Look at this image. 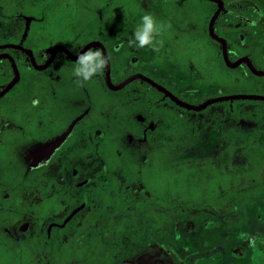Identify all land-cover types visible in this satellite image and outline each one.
<instances>
[{"label":"flooded vegetation","instance_id":"1","mask_svg":"<svg viewBox=\"0 0 264 264\" xmlns=\"http://www.w3.org/2000/svg\"><path fill=\"white\" fill-rule=\"evenodd\" d=\"M95 1L87 0L82 11H93L92 5L99 6ZM131 2L112 1L118 23L101 21L96 9L95 23L51 24L45 37L55 43H43L40 63L33 56L43 65L56 46L77 56L90 44L85 52L100 51L103 70L85 81L74 71L78 59L58 50L45 68L25 74L28 87L11 93L18 71V80L0 97V264H264V234L253 232L260 216L238 210L227 165L235 139L210 167L178 158L206 129L227 144L212 128L215 110L192 116L175 107L199 112L211 104L197 111L183 108L140 78L110 87L140 74L168 90L158 81L187 83L189 68L205 52L199 36L188 40L189 29L197 28L190 27L188 0L145 4L158 28L154 46L130 44L145 15ZM219 48L221 53L220 43ZM4 49H18L0 48L14 60ZM13 77L12 70L8 82ZM135 80L162 96L144 86L126 88ZM175 188L183 197L179 211L173 210Z\"/></svg>","mask_w":264,"mask_h":264},{"label":"trees","instance_id":"2","mask_svg":"<svg viewBox=\"0 0 264 264\" xmlns=\"http://www.w3.org/2000/svg\"><path fill=\"white\" fill-rule=\"evenodd\" d=\"M94 0H92L93 2ZM99 6L92 5L93 11L83 10L80 12L79 23H95L97 20L110 23L120 22V15L111 11L113 0H96ZM135 5L140 6L142 14H150L149 7L146 6L151 0H129ZM154 1V0H152ZM189 5L194 7L201 14L199 20L189 17V23L197 24L195 30L189 29L188 40L191 41L195 36H199L203 41L205 52L199 56V60L194 61L195 68H189V78L187 83H174L171 80L158 81L168 90L176 95L180 100L189 104L199 105L208 98L229 95V94H259L264 95V76H255L250 73L245 64H240L236 68H227L222 60L219 43L213 40L207 32L208 21L213 14L216 5L208 0H188ZM226 11L220 12L213 23V31L219 37L223 38L227 44V55L230 61H234L242 56H247L252 65L259 70H264V60L262 52L264 51V3L261 0H222ZM131 2V3H132ZM133 3V4H134ZM8 5V6H7ZM5 6V11L0 14V26L11 23L12 29L9 34L0 33V44L21 43L24 47L30 49L37 63H40V49L44 42L55 43V38L46 36L51 24L58 22L61 14L64 12V20L69 22L70 7H64L60 0H10ZM96 9L100 13L96 14ZM141 20V19H140ZM196 20L197 22H194ZM127 22V21H124ZM137 22V21H135ZM251 39V42H248ZM15 60L20 80L12 87L11 93H18L17 90L28 87L26 75L28 73H37L28 61L25 60L24 53L4 49ZM199 72V75L197 73ZM26 74V75H25ZM128 74V73H127ZM126 74V75H127ZM125 75V76H126ZM12 77V70L6 59L0 60V88L5 85ZM123 78H120V80ZM206 85L210 89L205 92H197L195 89L201 85ZM212 84V85H211ZM144 86L155 92L157 98L162 93L153 89L150 85L135 80L128 84L126 88ZM164 102L171 104L168 98ZM176 108L194 114H207L215 110L213 116L212 128L221 137L229 142H238L231 129L240 130L242 127H234V122L240 120L247 121L255 114L257 117L264 118V101L261 100H233L221 101L207 106L199 112L187 111L177 106ZM236 133V132H235ZM252 135L249 138L252 139ZM246 140V139H245ZM242 139V142H246ZM191 164V163H190ZM197 166V165H195ZM223 168V165L220 166Z\"/></svg>","mask_w":264,"mask_h":264},{"label":"rangeland","instance_id":"3","mask_svg":"<svg viewBox=\"0 0 264 264\" xmlns=\"http://www.w3.org/2000/svg\"><path fill=\"white\" fill-rule=\"evenodd\" d=\"M10 0H0V14H2L5 11V6L9 3ZM86 1L87 0H60V4L64 7H70L71 14L69 22L64 20V12L62 13V19L58 22L61 24L68 23H79V16L80 12H82L83 8H86ZM264 2V0H261ZM8 6V5H7ZM127 8V6H125ZM128 10L132 11V8H128ZM187 17H194L195 19L199 20L201 18V14L199 15V11L195 9L192 6H187ZM194 22H197L194 20ZM196 24L191 23L190 27H195ZM12 29L11 23H6L4 26H0V33L2 35L9 34ZM64 29V28H63ZM252 40L249 39L248 42H251ZM175 53L177 55H181V48H177ZM263 60H264V51L262 52ZM178 77V76H176ZM190 79V78H189ZM175 81V80H174ZM177 81V80H176ZM212 85V84H211ZM210 88L206 85H201L199 87H196L197 92H205L209 90ZM192 116L197 114L190 113ZM189 116L191 117V115ZM209 114V113H208ZM204 116V115H203ZM200 121L198 119L195 120ZM238 127H242L243 129L235 131V138L238 142L235 143L232 147L234 149L232 150V155L229 158V164H227L229 167H231L230 172L233 171V177H231V181L235 182L236 189L238 193V200L241 202V207L238 210H242V214H246L249 217H256L257 213L260 216V220L258 223L253 224V232L254 233H261L264 234V118L257 117L255 114H252L248 120L246 121H239ZM236 127V126H235ZM195 128V127H194ZM252 135L254 137L249 138V136ZM194 142L186 145L184 149L182 150L183 154L180 156L178 155V158L180 159H186L189 158L190 160L199 161L201 164L204 163L206 165L204 167H210L211 161L214 159L216 160L223 151H227L228 148L225 146L223 138L216 139V136L214 133L209 132L208 129L204 130L202 133H200L198 136H194ZM242 139H246V142H242ZM188 143V142H187ZM139 145V144H138ZM142 148H144L142 145H140ZM159 160V159H158ZM155 160V166L161 167L160 161ZM154 166V167H155ZM191 170H194L195 172V178H201V174H196L198 167L195 166V164L189 165ZM188 171L187 169H185ZM176 173V179L180 180L179 175L180 173L178 171ZM176 183V182H175ZM230 182L226 183L225 186L226 189H228V184ZM191 184V183H187ZM180 188H175L173 191V200H174V207L173 210L180 209L179 203H181V200H183V197L181 196V193L179 192ZM199 189V188H198ZM200 192V189H199ZM188 199L193 201V198H190V194L188 195ZM199 199H206V196L204 197L199 193ZM180 201V202H179ZM252 202L251 205L248 207L246 206L247 203ZM244 206V207H243ZM193 208L196 211H207L209 208L206 206L203 209L198 208L196 205H193ZM194 238L196 237L193 236ZM257 263L261 262V256H258ZM256 263V262H255Z\"/></svg>","mask_w":264,"mask_h":264},{"label":"water","instance_id":"4","mask_svg":"<svg viewBox=\"0 0 264 264\" xmlns=\"http://www.w3.org/2000/svg\"><path fill=\"white\" fill-rule=\"evenodd\" d=\"M211 2H214L216 4V9L213 12L212 16L209 19L208 22V34L209 36L218 41L221 45V55H222V59L223 62L225 64L226 67L228 68H235L237 67L239 64L244 63L246 65V67L248 68V70L251 72V74L255 75V76H264V70H259L256 69L252 63L250 62V60L247 57H241L238 58L237 60L231 62L228 57H227V52H226V43L224 41L223 38L219 37L218 35H216L213 32V23L215 21V19L217 18V16L219 15V13L223 10V2L222 0H209ZM91 45L88 44L86 45L79 53L77 56H73L72 54H70L65 48H63L62 46H56L53 50L52 53L50 55V58L48 59V61L43 64V65H37L33 55L31 53L30 50L22 47L21 45H14V44H3L0 45V48H15L18 50H21L22 52H24L32 67L35 70H41L43 68H45L47 66V64H49V62L52 60L54 53L58 50L62 51L63 53H65L71 60H77L78 56L82 53H84ZM104 57L106 59V54L104 53ZM0 58H7L11 64L13 73H14V77L13 79L7 83V85H5V87L0 91V97L5 94L11 87L12 85L18 80V70L16 68V65L14 63V60L8 55V54H0ZM107 61V60H106ZM135 78H140L144 81H146L147 83H149L150 85H152L153 87L157 88L158 90H160L161 92H163L166 96H168L174 103H176L177 105L189 109V110H201L203 108H205L207 105L215 103V102H221V101H232V100H237V99H241V100H261L264 101V95H259V94H231V95H224V96H218V97H213L210 98L206 101H204L203 103L199 104V105H191L185 102H182L180 100H178L172 93H170L168 90H166L164 87L156 84L155 82H153L152 80H150L149 78L140 75V74H135L130 76L129 78L125 79L124 81H122L118 86L112 87L111 84L109 83L111 88H121L123 87L125 84L129 83L130 81H132Z\"/></svg>","mask_w":264,"mask_h":264},{"label":"clouds","instance_id":"5","mask_svg":"<svg viewBox=\"0 0 264 264\" xmlns=\"http://www.w3.org/2000/svg\"><path fill=\"white\" fill-rule=\"evenodd\" d=\"M158 33V28L151 15L142 16L140 24L137 26L134 37L130 44L134 43L136 47L154 46V36ZM105 60L100 51H87L78 56V63L75 68V74L83 80H89L94 74L103 70Z\"/></svg>","mask_w":264,"mask_h":264}]
</instances>
